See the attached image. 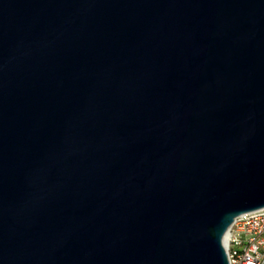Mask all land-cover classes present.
Here are the masks:
<instances>
[{"label": "water", "instance_id": "95a60500", "mask_svg": "<svg viewBox=\"0 0 264 264\" xmlns=\"http://www.w3.org/2000/svg\"><path fill=\"white\" fill-rule=\"evenodd\" d=\"M264 207V0H0V264H229Z\"/></svg>", "mask_w": 264, "mask_h": 264}, {"label": "built area", "instance_id": "2783aa9c", "mask_svg": "<svg viewBox=\"0 0 264 264\" xmlns=\"http://www.w3.org/2000/svg\"><path fill=\"white\" fill-rule=\"evenodd\" d=\"M226 237L229 264H264V207L236 216Z\"/></svg>", "mask_w": 264, "mask_h": 264}, {"label": "bare ground", "instance_id": "6f19581e", "mask_svg": "<svg viewBox=\"0 0 264 264\" xmlns=\"http://www.w3.org/2000/svg\"><path fill=\"white\" fill-rule=\"evenodd\" d=\"M226 241H227V237H226V239H225V241H224V242H225V245H226Z\"/></svg>", "mask_w": 264, "mask_h": 264}]
</instances>
